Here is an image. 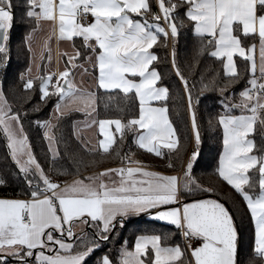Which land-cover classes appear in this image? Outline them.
Instances as JSON below:
<instances>
[{
  "label": "snow or ice",
  "instance_id": "snow-or-ice-1",
  "mask_svg": "<svg viewBox=\"0 0 264 264\" xmlns=\"http://www.w3.org/2000/svg\"><path fill=\"white\" fill-rule=\"evenodd\" d=\"M16 24L24 29L19 49L26 57L18 74L12 70ZM189 33L194 63L206 54L222 65V75L213 68L201 74L198 95L177 59ZM156 47L171 50V68L183 86L194 145L187 154ZM10 72L15 83L5 90ZM85 78L93 83L83 85ZM101 90L118 92L104 104L114 115L100 117ZM209 91L222 109L214 118L222 133L214 174L239 194L250 222L251 253L244 259L233 210L220 199L193 196L215 191L194 175L202 144L198 104ZM49 103L47 119L30 121L47 142L46 170L25 121ZM72 113L84 116L72 133L81 151L101 159L115 155L120 166L87 176L77 168L71 181L59 180L67 170L57 166L58 131ZM256 133L260 145L251 138ZM129 134L137 149L166 158L168 168L178 161L181 174L152 171L131 151L121 154ZM0 140L9 161L0 168V186L16 181L19 188L0 195V264H89L109 242L94 264H264V0H0ZM141 214L174 225L185 245L148 229L121 241L131 218Z\"/></svg>",
  "mask_w": 264,
  "mask_h": 264
},
{
  "label": "trees",
  "instance_id": "trees-1",
  "mask_svg": "<svg viewBox=\"0 0 264 264\" xmlns=\"http://www.w3.org/2000/svg\"><path fill=\"white\" fill-rule=\"evenodd\" d=\"M24 29L19 24L14 25L12 29V70L15 74L26 66L25 54L20 51L19 45L22 39ZM190 33L186 34L185 38L180 41V48L178 51V62L183 70L185 76L189 78L190 84L195 83V93L198 95L200 92V77L201 74L206 71V69H220L222 75V65L215 62L212 58H209L206 54L200 56L196 59L194 63L193 49L195 45V40L189 38ZM170 49H164L162 47H156L157 55L160 57L158 61V70L160 71L164 83L169 87L171 96L169 98L168 104L171 110V118L173 120L174 126L178 130V135L180 138L181 145L184 146L182 150H190L194 145L191 142V129L188 123L187 111H186V98L183 92V86L179 78L175 75L174 70L171 68V56ZM238 65L243 68L244 65L239 63V57H236ZM13 72H10L9 79L4 82L3 87L8 90L9 87L15 83L13 79ZM243 83L235 86V92L238 93L242 87ZM109 95L116 96L118 92L106 93L101 90L98 96L101 97V103L98 108V112L101 118L106 116L114 115L111 110H106L104 104L107 103V97ZM11 98V96H10ZM38 97H36L31 104L36 103ZM15 102V101H14ZM31 104L28 107H31ZM52 109V104L49 103L45 106L40 113H30L28 119L25 121V127L29 133L31 142L34 145V150L40 162L47 170L48 165L45 161V155L47 153V144L43 140L42 130L38 129L34 125H30V121L36 119H47L48 114ZM221 107L218 103V96L215 92H206L204 97L201 98L198 104V122L200 124V132L202 137L201 144V155L200 163L195 167L194 175L198 178L199 182L206 187H212L215 189L213 193H193L195 198H206L212 197L215 199H220L221 202L225 203L227 207L233 210L234 215L237 218V224L242 228L243 231V248L241 251V259L246 258L248 254L251 253V229L250 222L247 218L246 208L243 204L242 198L234 189L231 188L226 182L222 181L217 175L214 174L216 160L218 153L222 147L221 130L215 125V116L221 111ZM238 113V112H237ZM236 113V114H237ZM84 119L81 113H72L71 115L65 117L60 122L58 137L62 136L59 141V151L61 152V160L58 162V167L61 171L67 170L66 175H60L58 178L61 182L69 181L75 177L77 168L81 176L89 175L93 172L99 171L103 167H112L120 164V160L115 157V155L108 156L101 159L100 157H91L81 151L79 144L75 141L73 133V122L81 121ZM212 121L210 126L209 121ZM189 138L187 145L184 144V137ZM251 138L255 139L257 145H260L261 139L258 133L254 134ZM131 151L134 155L132 158L139 159L142 163L147 164L155 169L171 172L178 171L181 169L179 162L177 161V166L173 169L167 167L168 160L166 158L156 157L153 154L146 153L144 150H139L132 143L131 134L126 138L125 145L121 148V154ZM78 161L79 163L74 162ZM99 161V164H93V160ZM173 159L175 160V153L173 154ZM9 161L6 159L5 149L3 147V141L0 140V168H4ZM56 178V177H54ZM17 182L13 181L9 186H0V195L12 194L19 191L17 188ZM243 218V223L241 224V219ZM131 223L128 224L127 228L124 229L123 235L120 240L123 241L125 238H129L130 241L134 239V234L137 230H154L156 232L168 233L171 236L170 242L175 244L179 243L183 247L181 240V235L174 225L160 222L158 220L147 219V218H132ZM111 242L97 251L89 264H94L96 258L102 254V252L107 251L110 248ZM119 245H117L118 247Z\"/></svg>",
  "mask_w": 264,
  "mask_h": 264
},
{
  "label": "crops",
  "instance_id": "crops-1",
  "mask_svg": "<svg viewBox=\"0 0 264 264\" xmlns=\"http://www.w3.org/2000/svg\"><path fill=\"white\" fill-rule=\"evenodd\" d=\"M46 34V33H45ZM53 53H52V57H53V59H52V68H53V70L55 69V67H56V53H57V42L55 41V39L53 38ZM77 44H79V41H77ZM60 47H62V48H67L68 46H67V44H61L60 45ZM257 56H258V53H257ZM238 114V113H237ZM82 121V120H81ZM85 137H88V136H91L92 135V133L91 132H83L82 133ZM118 166H120V164L119 165H115V166H112V167H118ZM143 166L144 167H146L147 169H149V170H152V171H159V172H162V173H165V174H175V175H179V173H178V171H171V172H165V171H161V170H158V169H155V168H153V167H151V166H148L147 164H145V163H143ZM92 174V173H91ZM90 175V174H89ZM87 176V175H86ZM72 180V179H71ZM71 180H69V181H71ZM206 198H212V197H206ZM213 199H215V198H213ZM140 217H143V218H147V219H152L151 217H149L148 215H145V214H141L139 217H132V218H140ZM131 218V219H132ZM153 220H155V219H153ZM159 221V220H158ZM160 222H164V221H160ZM164 223H167V222H164ZM167 224H169V223H167Z\"/></svg>",
  "mask_w": 264,
  "mask_h": 264
},
{
  "label": "rangeland",
  "instance_id": "rangeland-1",
  "mask_svg": "<svg viewBox=\"0 0 264 264\" xmlns=\"http://www.w3.org/2000/svg\"><path fill=\"white\" fill-rule=\"evenodd\" d=\"M43 35H45V33H41L40 35H38L37 40L39 41ZM51 47H52V53H53V42L51 43ZM92 83L93 82H92L91 78H85L83 80V85H85V86L91 85ZM51 111H52V109H51ZM46 144H47V142H46Z\"/></svg>",
  "mask_w": 264,
  "mask_h": 264
},
{
  "label": "built area",
  "instance_id": "built-area-1",
  "mask_svg": "<svg viewBox=\"0 0 264 264\" xmlns=\"http://www.w3.org/2000/svg\"><path fill=\"white\" fill-rule=\"evenodd\" d=\"M89 20H90V18H89ZM178 173L179 174H181V169L180 170H178ZM178 230V229H177ZM179 231V230H178ZM179 233H180V231H179ZM181 235V234H180ZM181 240H182V243H183V246L185 245V241L183 240V238L181 237ZM193 243H195V242H193Z\"/></svg>",
  "mask_w": 264,
  "mask_h": 264
}]
</instances>
